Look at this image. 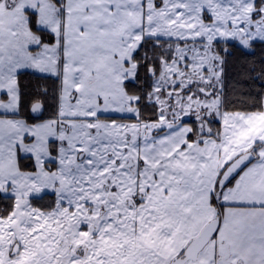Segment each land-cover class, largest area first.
I'll list each match as a JSON object with an SVG mask.
<instances>
[{"label":"snow or ice","instance_id":"6c2138e0","mask_svg":"<svg viewBox=\"0 0 264 264\" xmlns=\"http://www.w3.org/2000/svg\"><path fill=\"white\" fill-rule=\"evenodd\" d=\"M233 42H264V0H0V264H264V100L223 110ZM24 69L60 81L39 123Z\"/></svg>","mask_w":264,"mask_h":264},{"label":"trees","instance_id":"16d2710c","mask_svg":"<svg viewBox=\"0 0 264 264\" xmlns=\"http://www.w3.org/2000/svg\"><path fill=\"white\" fill-rule=\"evenodd\" d=\"M234 43L228 45L232 55L225 56L223 86L225 108L242 111L259 110L260 102L264 96V42H256L250 49L234 47ZM150 48L151 45L145 49L149 56L152 55L149 51ZM141 77V84H143V73H141ZM19 82L21 86L20 114L30 121L35 120L36 118L30 114L29 107L33 101L42 100L47 107L46 114L52 117L58 103L59 79L52 75L23 70L19 74ZM45 90L47 94H45ZM142 116L146 119H155L150 106L142 109ZM214 126L220 127L221 124L218 122ZM31 163L32 161H30ZM51 196L45 195L35 206L43 208L50 205L54 201V197ZM11 204L10 198L0 194V213L9 209Z\"/></svg>","mask_w":264,"mask_h":264},{"label":"rangeland","instance_id":"374dc122","mask_svg":"<svg viewBox=\"0 0 264 264\" xmlns=\"http://www.w3.org/2000/svg\"><path fill=\"white\" fill-rule=\"evenodd\" d=\"M223 54V53H222ZM24 70H30V71H33V72H35V73H39V72H37V71H35V70H32V69H24ZM23 71V70H22ZM39 74H45V75H50V74H47V73H39ZM224 75H225V65H224V72H223V75H222V85H221V95H222V99H223V101H224V95H223V86H224ZM263 100H264V96H263ZM223 110L224 111H230V112H235V111H242V110H228V109H226L225 108V105H224V107H223ZM20 111H21V108H20ZM20 111H19V114H18V116L16 117V118H19V119H23V120H26L28 123H39V122H42V121H44V120H47V119H49V118H51V117H49L50 115H48V114H44L42 117H40V118H36L35 120H28V119H26L23 115H21L20 114ZM256 111V110H255ZM109 114H111V113H105L103 116H102V118L103 119H115V120H117L118 122H123V123H135L136 122V118H133V117H130L129 116V113H122V114H124V115H121V114H115V115H109ZM112 114H114V113H112ZM107 115V116H106ZM187 121H191L192 119H190V118H185ZM25 165H27V166H30L31 164H30V161L29 160H26L25 162ZM0 194H2V193H0ZM4 195H6V194H4ZM47 195H52L51 197H54V199H55V195L53 194V193H51V192H49ZM52 199V198H51Z\"/></svg>","mask_w":264,"mask_h":264},{"label":"water","instance_id":"95a60500","mask_svg":"<svg viewBox=\"0 0 264 264\" xmlns=\"http://www.w3.org/2000/svg\"><path fill=\"white\" fill-rule=\"evenodd\" d=\"M42 101V100H41ZM34 102V101H33ZM32 102V103H33ZM43 102V104H44V110L42 111V112H38V113H33V112H31V105H32V103H31V105H30V107H29V111H30V114L33 116V117H35V118H40V117H42L45 113H46V110H47V108H46V104H45V102L44 101H42Z\"/></svg>","mask_w":264,"mask_h":264},{"label":"crops","instance_id":"0c3cea01","mask_svg":"<svg viewBox=\"0 0 264 264\" xmlns=\"http://www.w3.org/2000/svg\"><path fill=\"white\" fill-rule=\"evenodd\" d=\"M115 114H121V115H124V114H122V113H114V114H109V115H115ZM107 116V115H106ZM129 116L130 117H133V118H136L135 116H134V114H132V113H129ZM189 122V124H191V125H193L194 126V121L193 120H191V121H188Z\"/></svg>","mask_w":264,"mask_h":264},{"label":"flooded vegetation","instance_id":"af4514ba","mask_svg":"<svg viewBox=\"0 0 264 264\" xmlns=\"http://www.w3.org/2000/svg\"><path fill=\"white\" fill-rule=\"evenodd\" d=\"M228 50H229V48H228ZM47 108V107H46Z\"/></svg>","mask_w":264,"mask_h":264}]
</instances>
